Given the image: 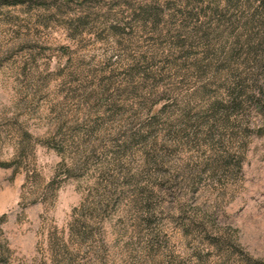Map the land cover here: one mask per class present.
Listing matches in <instances>:
<instances>
[{"label": "rangeland", "instance_id": "1", "mask_svg": "<svg viewBox=\"0 0 264 264\" xmlns=\"http://www.w3.org/2000/svg\"><path fill=\"white\" fill-rule=\"evenodd\" d=\"M262 7L0 0V264H264Z\"/></svg>", "mask_w": 264, "mask_h": 264}, {"label": "trees", "instance_id": "2", "mask_svg": "<svg viewBox=\"0 0 264 264\" xmlns=\"http://www.w3.org/2000/svg\"><path fill=\"white\" fill-rule=\"evenodd\" d=\"M250 27L255 29V31H251V37L248 35V39H245V41L251 43V40H254L258 44H264V13H263V7L259 10L254 12L251 15L250 18ZM260 37V38H259ZM252 61V63H254Z\"/></svg>", "mask_w": 264, "mask_h": 264}]
</instances>
